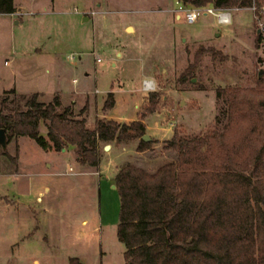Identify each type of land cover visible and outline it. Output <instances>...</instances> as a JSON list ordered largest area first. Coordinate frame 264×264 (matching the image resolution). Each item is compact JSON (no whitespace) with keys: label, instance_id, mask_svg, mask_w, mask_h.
I'll list each match as a JSON object with an SVG mask.
<instances>
[{"label":"rangeland","instance_id":"374dc122","mask_svg":"<svg viewBox=\"0 0 264 264\" xmlns=\"http://www.w3.org/2000/svg\"><path fill=\"white\" fill-rule=\"evenodd\" d=\"M88 1L89 10H97L83 22L82 0L59 2L70 13L74 12L72 6L77 8L74 21L66 19L67 13L59 16L54 12L52 18L14 23L0 13V91L8 82L1 79V73L13 60L7 49L21 41L27 43L43 30L69 40L60 51L66 68L62 81L69 89L62 97L75 99V108L87 101V127L93 126L109 90L115 98L109 115L134 118L139 107L134 103H141L139 86L144 72L150 75L144 79L153 82V88L147 90L162 95L157 109L145 118L146 132L162 139L170 136L173 127L195 133L208 126L219 112L215 86H251L258 71L264 76V27L257 26L252 11L245 7L229 9L230 21L219 24L210 13L198 15L192 22H186L182 13L175 17V0H98L100 6L95 7V0ZM126 21L133 24L134 32L128 31L130 27L122 30ZM257 32L261 38L256 45ZM210 45L214 52L202 50L181 78L179 73L193 62L195 49ZM115 46L130 58L107 59L106 53H113ZM97 55L99 61L94 58ZM4 59L8 60L6 65L2 64ZM67 61H76L77 65ZM78 83L80 87L75 88ZM39 132L45 133L42 123ZM18 138L17 172H12V166L0 154V264H125L114 229L118 196L109 176L114 162L122 159L150 171L173 159L172 152L160 149L162 139L154 138L152 146L142 152H136L134 141H130L124 144L127 150L123 156L110 163L100 149L99 186L82 176L49 172L74 165L71 148L43 149L31 137ZM15 141L8 144L11 154Z\"/></svg>","mask_w":264,"mask_h":264},{"label":"trees","instance_id":"16d2710c","mask_svg":"<svg viewBox=\"0 0 264 264\" xmlns=\"http://www.w3.org/2000/svg\"><path fill=\"white\" fill-rule=\"evenodd\" d=\"M187 5L211 4L242 8L264 0H180ZM13 0H0V13H10ZM260 32L254 37L257 45ZM202 50L194 51L192 63ZM256 76V75H255ZM219 112L195 133L173 127L161 140V150L174 157L154 170L133 161L114 162L112 180L118 196L115 236L122 244L125 264H264V76L251 86L228 83L215 86ZM37 91L14 87L0 91V127L5 147L0 154L17 172V136L34 139L43 149L70 146L81 170L97 168L102 143L128 144L135 151L150 148L145 118L157 109L161 93L148 90L127 122L105 117L112 107V90L106 91L92 128L83 116L72 113L57 94L50 100ZM44 134L39 132V124Z\"/></svg>","mask_w":264,"mask_h":264},{"label":"crops","instance_id":"0c3cea01","mask_svg":"<svg viewBox=\"0 0 264 264\" xmlns=\"http://www.w3.org/2000/svg\"><path fill=\"white\" fill-rule=\"evenodd\" d=\"M59 2L60 0H13L12 11H10V13H1V14L6 17L8 22L13 20L14 23H20V22H23L24 20L27 21L28 19L39 21L40 19L46 16H49L50 18H52L53 16H51L50 14H54V12L55 14L59 13V16L60 14L67 13L68 17H66V19L74 21L75 20L74 15H76L74 14V12H76L77 10L74 11L72 8L75 6L71 7L72 11L74 12L70 13L66 11ZM80 5L82 7L81 22L88 21L90 17H92L91 15L87 14V11H89L91 7L90 1L82 0V3H80ZM95 6H100V2L98 0L94 1V7ZM236 9L239 10L238 8H234V10ZM96 10L97 9H95L94 11ZM59 16L57 17L59 18ZM84 17H87V19H85ZM175 17H179L177 13L175 14ZM127 27H130V30L128 31L134 32L135 29L133 28V24L130 21H126V23L122 25V30H126ZM42 32H43L42 35L37 36L31 39L30 41H27V43H24L21 41L20 43H17L16 45L11 46V49L10 47L7 49L11 55L13 54V57H12L13 60L11 61L12 63H10L11 67L1 73V79L8 80L7 84L2 89H8V88L14 87L15 90L20 91V92L37 91L38 92L37 98L42 101L50 100L53 94H57L58 98L60 99L61 104L69 105L74 115L83 116L84 119H86L84 110L87 105V101L83 102L81 105L76 107L77 108L76 109L74 107L75 99L70 98V101H69V99L67 100L62 97L63 92L69 89L68 88L66 89L62 81V75H64L65 73L64 71L66 68H65V62H64L65 59L60 53V51L62 47L65 46L66 42H68L69 40L63 37L58 38V37H54V35L51 36L50 34H48L46 30H43ZM217 33L218 31L215 32V34ZM107 44H109L108 46L111 45L110 43H106V45ZM122 53L123 52L120 51L118 47H116V48H113V53L107 52L106 57L107 59H110V60L111 58H113V56H118L122 58L123 60H127L130 58L129 55L126 56V54H122ZM77 57H78V60H80V56L77 55ZM99 60L100 58L98 56L97 61ZM67 62L68 64H72L75 66L77 65L76 61L75 62L67 61ZM7 63H8V60L4 59L2 61L3 65H6ZM81 68L83 69V67ZM83 74L87 75V72L83 71ZM143 74L144 76L141 77L140 86H139V89L141 91V103L144 101L146 92L148 91L147 89H144L142 87L141 82L145 77L150 78V75L148 72H144ZM70 80L73 81V78H71ZM73 86L75 88L77 86L78 88L80 87V84L78 83L77 85H73ZM73 86L71 85L70 88H73ZM70 92L73 95L74 89H72ZM42 97H44L45 100H43ZM114 103H115V98H114L113 104ZM140 104L134 103V105H136L137 107ZM136 110L134 111V113L136 112ZM100 115H102V113L99 107V112L95 114L94 120L96 116H100ZM105 117L111 118V119L113 118L109 115L108 112H106ZM135 117H136V113H135ZM114 119L118 121L127 122L133 118H130L129 120H124L125 118H121V119L114 118ZM93 124H94V121H93ZM92 127H88V128H92ZM145 129H146V123H145ZM150 136L156 139H162V138L155 137L152 135ZM19 140L20 138H18L17 136L16 141H15L17 144V149H18L17 155H19L20 153V149H19L20 141ZM105 144L107 145V148L103 147ZM101 146L103 150V157L109 156L108 157L109 163L112 162L113 159L115 160L119 156H123L125 150H127L126 146H124L123 144H115L114 142L102 143ZM67 147L71 148L70 146H67ZM66 148H63V149H66ZM136 152H142V151H136ZM72 162L74 164L73 165L74 167L73 166L71 167L69 165L67 170H64V171L53 170L49 172L62 173L66 175H78L80 178L82 176L86 180L88 181L90 180V183H92L93 185L98 182L100 186L101 180L99 179V174H100V171H99L100 162L99 161H98L97 168L96 170H94L93 174H92L93 171L81 170L79 168V165L74 161L73 158H72ZM73 168H76V169H73ZM145 169L149 170L147 168ZM109 180L111 181V186L114 187L112 176H109ZM82 220L84 221V219Z\"/></svg>","mask_w":264,"mask_h":264},{"label":"built area","instance_id":"2783aa9c","mask_svg":"<svg viewBox=\"0 0 264 264\" xmlns=\"http://www.w3.org/2000/svg\"><path fill=\"white\" fill-rule=\"evenodd\" d=\"M178 2L177 5V15L181 17V13L184 17V20L186 22H192L194 18H196L198 15L201 14H212L214 16V20L216 23L219 24H226V22L230 21V10L228 8H220V7H214L211 4H205V5H187L182 3L180 0H175ZM245 8L252 11L256 21L257 26L260 28L264 27V5H260L259 8H257L254 3L252 2L249 6H246ZM74 11L77 10V8H72ZM83 12V11H82ZM88 14L93 15L94 10L87 11ZM95 60L98 59V56L94 57ZM142 87L144 89H152L153 88V82L151 79H144L142 81ZM70 168V167H69Z\"/></svg>","mask_w":264,"mask_h":264},{"label":"water","instance_id":"95a60500","mask_svg":"<svg viewBox=\"0 0 264 264\" xmlns=\"http://www.w3.org/2000/svg\"><path fill=\"white\" fill-rule=\"evenodd\" d=\"M84 18L87 19V17H84ZM257 31H259V29ZM257 75L259 76V71H258ZM142 137L144 140H146L148 138V133L147 132L144 133L142 135ZM0 147L1 148L5 147V133H3V129L1 127H0ZM103 147L107 148V145L105 144Z\"/></svg>","mask_w":264,"mask_h":264}]
</instances>
